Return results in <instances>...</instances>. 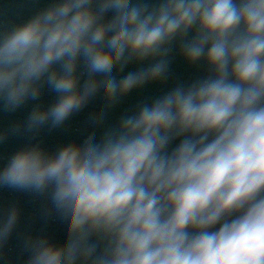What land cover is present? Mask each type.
Wrapping results in <instances>:
<instances>
[{
    "label": "clouds",
    "instance_id": "9594fccd",
    "mask_svg": "<svg viewBox=\"0 0 264 264\" xmlns=\"http://www.w3.org/2000/svg\"><path fill=\"white\" fill-rule=\"evenodd\" d=\"M10 4L41 0H0V114L31 105L0 127V146L24 141L0 190L39 202L41 228L0 207V264L14 236L23 264H264V0H45L16 20ZM98 99L79 140L45 145Z\"/></svg>",
    "mask_w": 264,
    "mask_h": 264
},
{
    "label": "water",
    "instance_id": "95a60500",
    "mask_svg": "<svg viewBox=\"0 0 264 264\" xmlns=\"http://www.w3.org/2000/svg\"><path fill=\"white\" fill-rule=\"evenodd\" d=\"M44 2L45 0H41V4L38 6L25 4L22 8L17 7L16 4H10L8 18L11 20L26 19L36 10L37 7H42L44 5ZM137 67L138 65L131 64L128 66V68L125 69V72L122 73L121 75H125L128 71H134L136 70ZM173 70L176 76L181 79H188L199 74L195 69L188 68V66L185 65L184 62L179 57L176 58L173 64ZM160 91H161L160 85L152 84L147 86L142 91L131 93L112 112L110 117L111 120H115L125 109L130 108L143 97L156 95ZM54 98H55L54 94L45 91L44 95L41 97L40 103H42L45 107H47L50 103L53 102ZM100 105H101V101L99 99L94 101L83 112L72 118V120L69 122L70 126L66 130H59L53 132L52 134H47L44 136V139L57 144L65 143L74 139L79 140L81 138V133L84 131V123L87 119L89 112L98 110ZM30 108L31 105H29L25 109L17 112L12 116L0 114V119L5 121L6 123H9L12 120H21L27 115L28 111H30Z\"/></svg>",
    "mask_w": 264,
    "mask_h": 264
}]
</instances>
